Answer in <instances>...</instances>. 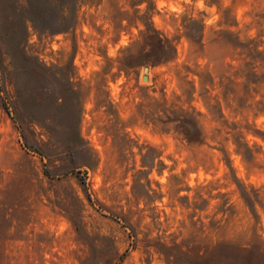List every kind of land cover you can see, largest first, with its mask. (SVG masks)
<instances>
[{
  "label": "rangeland",
  "instance_id": "obj_1",
  "mask_svg": "<svg viewBox=\"0 0 264 264\" xmlns=\"http://www.w3.org/2000/svg\"><path fill=\"white\" fill-rule=\"evenodd\" d=\"M23 45L22 65L0 37V264H213L220 243L264 244V0H81L72 28L29 25Z\"/></svg>",
  "mask_w": 264,
  "mask_h": 264
},
{
  "label": "trees",
  "instance_id": "obj_2",
  "mask_svg": "<svg viewBox=\"0 0 264 264\" xmlns=\"http://www.w3.org/2000/svg\"><path fill=\"white\" fill-rule=\"evenodd\" d=\"M80 1L25 0V4L21 5V0H0V37L6 49L4 53L16 57L22 65L25 64L28 55L23 42L29 25L37 31L51 34L65 32L76 23V11ZM10 16H13L14 20H9ZM142 35L144 46L149 47L148 56L151 60H147L148 62L160 64L174 57L175 48L171 40L163 36L152 25L147 26ZM78 113L80 114L79 111ZM180 115L174 114L175 118L168 116L166 121L178 120L181 124L175 126V131L188 142L201 143L203 141L202 132L193 121L192 115ZM80 140L82 139L77 132L76 138L70 140L71 147L79 146L78 141ZM246 200L250 201V198L246 196ZM213 264H264V244L242 247L233 243H220L215 249Z\"/></svg>",
  "mask_w": 264,
  "mask_h": 264
},
{
  "label": "water",
  "instance_id": "obj_3",
  "mask_svg": "<svg viewBox=\"0 0 264 264\" xmlns=\"http://www.w3.org/2000/svg\"><path fill=\"white\" fill-rule=\"evenodd\" d=\"M144 70L147 71L148 67H145ZM143 79L146 80L147 79V75H143Z\"/></svg>",
  "mask_w": 264,
  "mask_h": 264
}]
</instances>
